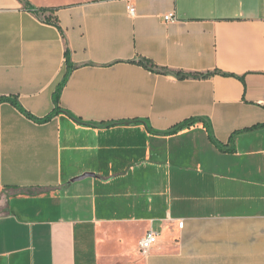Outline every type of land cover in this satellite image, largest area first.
<instances>
[{
    "label": "crops",
    "instance_id": "0c3cea01",
    "mask_svg": "<svg viewBox=\"0 0 264 264\" xmlns=\"http://www.w3.org/2000/svg\"><path fill=\"white\" fill-rule=\"evenodd\" d=\"M0 264H264V0H0Z\"/></svg>",
    "mask_w": 264,
    "mask_h": 264
},
{
    "label": "built area",
    "instance_id": "2783aa9c",
    "mask_svg": "<svg viewBox=\"0 0 264 264\" xmlns=\"http://www.w3.org/2000/svg\"><path fill=\"white\" fill-rule=\"evenodd\" d=\"M128 10L132 16L136 15V9L133 6H129ZM165 21L168 23H174L177 21L174 14H169L165 16ZM180 228H184V221L179 223ZM159 240V234L153 231L148 232V234L141 241V251L143 254H149L151 250L157 245Z\"/></svg>",
    "mask_w": 264,
    "mask_h": 264
},
{
    "label": "trees",
    "instance_id": "16d2710c",
    "mask_svg": "<svg viewBox=\"0 0 264 264\" xmlns=\"http://www.w3.org/2000/svg\"><path fill=\"white\" fill-rule=\"evenodd\" d=\"M58 98H59V97H56V101H58Z\"/></svg>",
    "mask_w": 264,
    "mask_h": 264
}]
</instances>
